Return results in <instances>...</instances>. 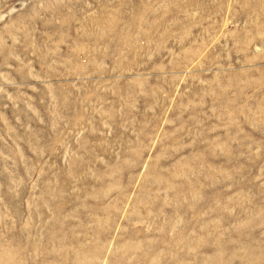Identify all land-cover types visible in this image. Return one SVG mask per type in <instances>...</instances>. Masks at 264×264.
I'll return each mask as SVG.
<instances>
[{
  "label": "rangeland",
  "instance_id": "rangeland-1",
  "mask_svg": "<svg viewBox=\"0 0 264 264\" xmlns=\"http://www.w3.org/2000/svg\"><path fill=\"white\" fill-rule=\"evenodd\" d=\"M0 264H264V0H0Z\"/></svg>",
  "mask_w": 264,
  "mask_h": 264
}]
</instances>
